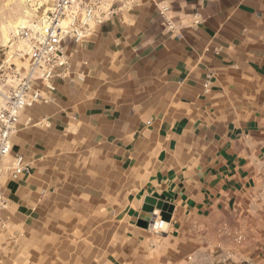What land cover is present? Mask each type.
I'll return each mask as SVG.
<instances>
[{
	"label": "crops",
	"instance_id": "1",
	"mask_svg": "<svg viewBox=\"0 0 264 264\" xmlns=\"http://www.w3.org/2000/svg\"><path fill=\"white\" fill-rule=\"evenodd\" d=\"M63 44L0 175L31 262L220 264L230 248L264 264L233 243L264 222V0H139ZM147 199L170 208L160 231Z\"/></svg>",
	"mask_w": 264,
	"mask_h": 264
},
{
	"label": "built area",
	"instance_id": "2",
	"mask_svg": "<svg viewBox=\"0 0 264 264\" xmlns=\"http://www.w3.org/2000/svg\"><path fill=\"white\" fill-rule=\"evenodd\" d=\"M139 0H52L48 10L39 19L31 20L16 32L24 42L23 50L4 53L0 58V175L3 160L10 151V137L17 129L20 112L36 101L43 100L37 83L53 89L50 79L62 75L69 66L64 41L80 43L94 27L111 18L119 9L137 5ZM197 20H195L196 22ZM165 27L175 31V23L165 20ZM17 56V65L10 59ZM206 86V84H205ZM12 179L25 172L24 159L14 155L7 167ZM3 203L0 191V206ZM163 220L152 227L160 230ZM156 225V226H155Z\"/></svg>",
	"mask_w": 264,
	"mask_h": 264
},
{
	"label": "rangeland",
	"instance_id": "3",
	"mask_svg": "<svg viewBox=\"0 0 264 264\" xmlns=\"http://www.w3.org/2000/svg\"><path fill=\"white\" fill-rule=\"evenodd\" d=\"M52 0H0V58L4 53H15L17 49L23 50L24 42L16 35L12 28L13 22L19 17H23L26 22L39 19L48 10ZM6 33V34H5ZM17 65H20L22 59L13 56L11 59ZM3 205L0 206V212ZM252 225V224H249ZM260 227L254 232L260 234L259 238H248L239 235L238 239H233L242 247L260 246L264 247V222L259 223ZM158 230V229H157ZM161 230V229H160ZM159 230V231H160ZM253 231V229L251 230ZM23 232H14V229L0 219V264H33L31 262L28 248L23 243ZM225 240V239H223ZM228 241L230 238L227 239ZM224 253L221 256L220 264H247L252 255L234 254L236 250L223 248ZM220 255V253H217ZM218 255V256H219ZM261 254L259 253V256ZM102 264V263H95Z\"/></svg>",
	"mask_w": 264,
	"mask_h": 264
},
{
	"label": "water",
	"instance_id": "4",
	"mask_svg": "<svg viewBox=\"0 0 264 264\" xmlns=\"http://www.w3.org/2000/svg\"><path fill=\"white\" fill-rule=\"evenodd\" d=\"M147 203L150 206H145L143 208V214L141 215V217L147 221V224L149 223V225H153L154 223V215H152V210L153 209H158L160 210V216L162 217L163 222H165V217H164V212H170V208H168L165 204H163L162 202H157V201H153L152 199H147ZM156 226V225H155Z\"/></svg>",
	"mask_w": 264,
	"mask_h": 264
},
{
	"label": "bare ground",
	"instance_id": "5",
	"mask_svg": "<svg viewBox=\"0 0 264 264\" xmlns=\"http://www.w3.org/2000/svg\"><path fill=\"white\" fill-rule=\"evenodd\" d=\"M26 24V20L23 17H19L16 19L15 22L12 24V28L14 29L15 32L19 31L21 27H23ZM6 34V33H5Z\"/></svg>",
	"mask_w": 264,
	"mask_h": 264
}]
</instances>
